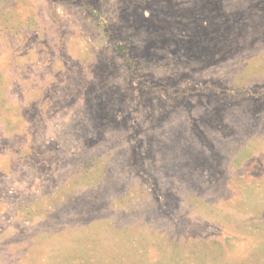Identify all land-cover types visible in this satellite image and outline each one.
<instances>
[{
  "label": "rangeland",
  "instance_id": "obj_1",
  "mask_svg": "<svg viewBox=\"0 0 264 264\" xmlns=\"http://www.w3.org/2000/svg\"><path fill=\"white\" fill-rule=\"evenodd\" d=\"M0 264H264V0H0Z\"/></svg>",
  "mask_w": 264,
  "mask_h": 264
}]
</instances>
